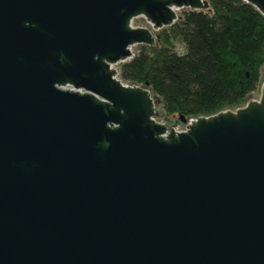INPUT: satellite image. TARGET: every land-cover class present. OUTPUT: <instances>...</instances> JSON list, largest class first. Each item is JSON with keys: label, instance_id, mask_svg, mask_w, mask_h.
I'll list each match as a JSON object with an SVG mask.
<instances>
[{"label": "water", "instance_id": "1", "mask_svg": "<svg viewBox=\"0 0 264 264\" xmlns=\"http://www.w3.org/2000/svg\"><path fill=\"white\" fill-rule=\"evenodd\" d=\"M209 8L0 0V264H264V80L178 130L119 75L178 10Z\"/></svg>", "mask_w": 264, "mask_h": 264}, {"label": "trees", "instance_id": "2", "mask_svg": "<svg viewBox=\"0 0 264 264\" xmlns=\"http://www.w3.org/2000/svg\"><path fill=\"white\" fill-rule=\"evenodd\" d=\"M207 1L208 10L182 9L173 25L156 32L155 45H136L119 64L124 82L159 99L165 122L168 115L189 119L242 106L261 76L264 15L244 0Z\"/></svg>", "mask_w": 264, "mask_h": 264}, {"label": "rangeland", "instance_id": "3", "mask_svg": "<svg viewBox=\"0 0 264 264\" xmlns=\"http://www.w3.org/2000/svg\"><path fill=\"white\" fill-rule=\"evenodd\" d=\"M182 11V9L178 10L177 13L179 15V13ZM133 26H146V27H150L149 24L145 21V19L143 17H137L134 18L132 21ZM156 34V32H155ZM175 51L177 53H183L184 48L183 45L181 43H175V47H174ZM138 50L137 46H133L132 47V51L133 53H136ZM264 80V65L261 68V76L259 78L258 84L255 88V90L248 96V99H257L259 97L260 94V85ZM247 99V100H248ZM157 111L159 112L161 109V106L158 105L157 106ZM234 109V108H233ZM161 115V112H160ZM160 115H158L157 120L164 122L168 127H173L175 129L181 130L184 128L185 126V122H186V118L185 121H182L178 115H168V122H165L163 119L160 118Z\"/></svg>", "mask_w": 264, "mask_h": 264}]
</instances>
